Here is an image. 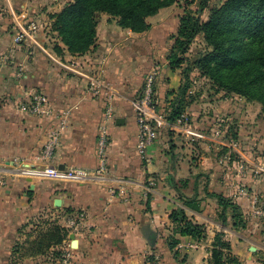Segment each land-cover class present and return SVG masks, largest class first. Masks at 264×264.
<instances>
[{"label": "crops", "instance_id": "0c3cea01", "mask_svg": "<svg viewBox=\"0 0 264 264\" xmlns=\"http://www.w3.org/2000/svg\"><path fill=\"white\" fill-rule=\"evenodd\" d=\"M71 2L0 0V171L7 174L9 168L45 164L95 167L98 130L107 90L111 89L116 114L109 123V172L83 183L40 178L30 182L21 175H6L8 183L0 184V264H11L12 248L19 241L29 247V240L34 237L29 239L28 232L42 220L66 227L68 237L45 254L25 253L18 264H202L211 254L209 247L214 235L223 231L225 224L214 219L218 204L214 205V212L206 210V204L214 201L207 195V183L202 185L203 176L196 174L191 162L179 154L188 152L190 144L173 147L165 142V127L179 133L184 130L186 141L191 137L190 130L178 123L168 124L148 146L146 156L139 150L134 106L141 87L138 88V82H143V78L145 81L149 72L158 71V60L153 61L151 53L150 58H145L140 48L151 39L152 27L136 33L120 27L110 15L102 14L96 43L84 54H73L50 26L53 21L50 14ZM30 20L44 25L35 33L39 44L29 39L16 44L14 32ZM57 46L62 52L56 50ZM162 67L156 94L164 105L174 97L182 75L169 65L168 56ZM142 71H148L144 77ZM87 74L101 78L108 89L94 94L88 87ZM33 91L47 95L56 110L71 111L60 143L50 154L48 145L55 119L18 107ZM198 167L214 169L209 191L224 192L247 212L264 193V174L258 175V170L254 174L243 173L248 175L246 181L252 183L241 189L238 164L235 163L234 174L227 181L222 178L218 163L205 161ZM152 177L156 182L150 186ZM113 188L116 194L112 193ZM121 189L126 197L120 195ZM245 190L250 193L244 194ZM178 206L207 225L209 244L189 235L179 236L175 255L167 237L172 229L170 214Z\"/></svg>", "mask_w": 264, "mask_h": 264}, {"label": "trees", "instance_id": "16d2710c", "mask_svg": "<svg viewBox=\"0 0 264 264\" xmlns=\"http://www.w3.org/2000/svg\"><path fill=\"white\" fill-rule=\"evenodd\" d=\"M177 1L72 0L61 11L50 15L54 19L52 29L58 32L69 52L84 54L97 41L100 13L110 15L124 29L142 33L151 27L148 17ZM208 3V0H200L197 11L186 8L184 14L180 16L168 60L173 69L180 71L183 69L182 82L174 97L167 99L164 105L160 103L156 94L159 76L156 80L154 97L159 113L163 114L169 123H176L190 104V100L186 97L191 86L190 73L194 67L219 86L259 101L264 112V0H226L222 5L214 7L209 18L204 21L202 13L209 6ZM201 33L209 49L203 56L190 63L186 54ZM56 50L62 52L59 46ZM186 62L187 66L183 67ZM151 72L146 75V78ZM146 78L140 97L144 92ZM28 99L29 96L26 100ZM206 192L210 197L217 199L220 207L219 217L224 224L230 213L236 227L240 224L245 226L246 221L241 218L243 211L239 203L233 201L224 192L209 191L208 186H206ZM170 221L172 229L167 240L170 249L175 251V255H178L175 247L180 241L179 236L189 235L198 241H204L208 236L206 224L189 216L182 206L172 210ZM33 225L35 227L28 232V238L34 237V239L29 240V247H25V244L20 241L14 244L11 264H16L25 253L45 254L51 247L62 244L68 237V229L53 221L42 220ZM210 253V264L239 263V260L232 255L231 244L224 239L221 232L215 235ZM57 254L60 255L61 252Z\"/></svg>", "mask_w": 264, "mask_h": 264}, {"label": "rangeland", "instance_id": "374dc122", "mask_svg": "<svg viewBox=\"0 0 264 264\" xmlns=\"http://www.w3.org/2000/svg\"><path fill=\"white\" fill-rule=\"evenodd\" d=\"M208 1L209 6L202 13L204 21L209 18L214 7L222 5L226 0ZM199 3L200 0H188V2L178 0L171 6L160 9L157 14L148 17V22L152 27H150L152 32L150 33L151 37H149L151 39H147V43L140 48L145 58H150L151 53L153 61L158 60L156 66L158 74L161 73L163 69L162 62H165L171 50L170 46L174 43L180 16L184 14L186 8L197 11ZM102 14L106 13H100L99 17ZM50 26L52 27V25ZM163 26L168 28L164 29ZM43 27L44 25L41 24L38 26L39 29ZM161 36L163 39H161ZM208 49L209 46L201 33L193 41L186 55L191 63L203 56ZM186 66L187 62L184 63L183 67ZM192 69L190 73L191 86L186 97L190 100V104L184 112L187 114L189 121L187 127L183 123H178L181 127L190 130L191 137L186 141L184 130L179 133L177 130L165 127L164 132L167 135L165 142L173 147H185L190 144L188 152L185 151L179 154L180 156L183 155L187 162H191L193 171L196 174L199 173L200 177L203 176L202 185L207 183L206 185L209 188L211 187V173L214 170L209 167L206 169L198 167L200 164L203 166V162L209 161L215 165L218 163L222 178L226 177L225 181L230 175L234 174L233 168L236 163L238 164V174H241L240 178H242L240 188L247 189L248 184L251 185L252 182L246 181L248 178L246 174L249 172L254 174V170H258V175L262 172L264 174V112L262 104L257 100L219 86L210 77L202 74L198 68L194 67ZM147 72L143 73L142 71L143 77ZM143 82H138V88L141 87L134 100L140 97ZM172 131L178 133L170 134ZM172 135H177L176 139H169ZM262 161L263 163H261ZM256 163L258 164L255 166ZM243 173L246 174L243 175ZM246 191H244V194L248 195L250 190ZM259 196L256 198L253 208L248 212L240 205L243 211L241 218L246 221L245 226L240 224L236 227L230 217L231 214L228 213L227 222L223 227V231H221L224 239L231 244L232 255L239 260L238 264H264V193ZM212 200L214 201L208 202L205 208L206 210L212 209L210 211L214 212L213 207L218 202L216 198ZM216 209L214 219L223 223L219 217V205ZM204 241L209 244V233ZM211 247L212 244L209 247L210 250ZM202 264H210L209 257ZM230 264L234 263L231 262Z\"/></svg>", "mask_w": 264, "mask_h": 264}, {"label": "built area", "instance_id": "2783aa9c", "mask_svg": "<svg viewBox=\"0 0 264 264\" xmlns=\"http://www.w3.org/2000/svg\"><path fill=\"white\" fill-rule=\"evenodd\" d=\"M38 22L32 20L29 23L21 24L17 29L14 41L17 44L25 42L27 39L39 44L35 39V33L38 29ZM68 67V66H67ZM76 72H79L76 70ZM88 79L89 89L94 94L99 95L103 90H107V85L101 78H96L93 75H86ZM158 77V71H152L146 78L144 92L142 96L134 100V106L139 124V150L143 156L147 155V148L160 136V130L169 123L163 114L159 113L157 101L154 97L155 84ZM107 99L105 103V111L103 114V120L99 126L98 138H97V158L98 164L95 167H82V166H65L59 167L54 164H45L39 167H21L19 169H7L8 173L5 174L0 171V184L5 186L6 175L17 174L26 178H40L48 179L59 182H75L83 183L91 179L104 177L109 172V148L111 144L109 123L115 119V106L113 102L112 90H107ZM18 107L22 111H26L32 114L45 115L55 119L54 126L51 129L50 141L48 145V154L53 147L60 143V138L63 132L66 130L71 111L68 110H56L50 105L47 95L42 92L33 91L29 94V99L21 101ZM189 118L186 113H183L180 119L176 123H183L187 127ZM156 180L154 177L149 179V185L153 186ZM123 189L119 193L123 197H126L123 193ZM112 193L116 194V190L113 188ZM245 193V192H244Z\"/></svg>", "mask_w": 264, "mask_h": 264}, {"label": "water", "instance_id": "95a60500", "mask_svg": "<svg viewBox=\"0 0 264 264\" xmlns=\"http://www.w3.org/2000/svg\"><path fill=\"white\" fill-rule=\"evenodd\" d=\"M33 179L32 178H29V181L31 182Z\"/></svg>", "mask_w": 264, "mask_h": 264}]
</instances>
